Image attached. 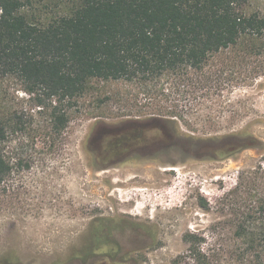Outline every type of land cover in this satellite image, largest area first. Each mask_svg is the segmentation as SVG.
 Wrapping results in <instances>:
<instances>
[{
	"label": "rangeland",
	"instance_id": "374dc122",
	"mask_svg": "<svg viewBox=\"0 0 264 264\" xmlns=\"http://www.w3.org/2000/svg\"><path fill=\"white\" fill-rule=\"evenodd\" d=\"M204 74L95 81L59 133L0 77V116L27 120L3 154L30 163L0 181V264H258L230 253L253 192L229 191L264 166V71ZM242 130L263 145L225 137Z\"/></svg>",
	"mask_w": 264,
	"mask_h": 264
},
{
	"label": "trees",
	"instance_id": "16d2710c",
	"mask_svg": "<svg viewBox=\"0 0 264 264\" xmlns=\"http://www.w3.org/2000/svg\"><path fill=\"white\" fill-rule=\"evenodd\" d=\"M207 71L250 79L264 71V0H0V77L20 80L50 133L67 127L71 108L95 81L143 85ZM26 121L17 112L0 116V181L14 167H30L2 148L6 133L24 130ZM233 135L225 137L236 136L238 149L263 145L245 130ZM236 192L253 193L234 223L239 244L230 253L264 264V166L239 176L229 194ZM199 241L189 233L191 252Z\"/></svg>",
	"mask_w": 264,
	"mask_h": 264
}]
</instances>
